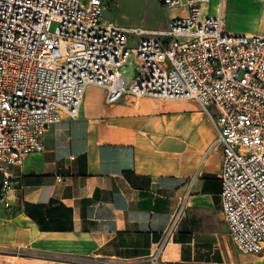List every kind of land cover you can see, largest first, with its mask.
<instances>
[{"label": "crops", "instance_id": "crops-1", "mask_svg": "<svg viewBox=\"0 0 264 264\" xmlns=\"http://www.w3.org/2000/svg\"><path fill=\"white\" fill-rule=\"evenodd\" d=\"M103 2V20L127 28L164 31L181 14L161 0ZM208 12H222L228 32L264 35V0H209ZM214 138L194 99L124 94L108 103L103 87L88 85L78 115L64 114L42 151L10 167L0 264H264V250H241L223 225ZM192 177L185 215L154 253Z\"/></svg>", "mask_w": 264, "mask_h": 264}, {"label": "built area", "instance_id": "built-area-1", "mask_svg": "<svg viewBox=\"0 0 264 264\" xmlns=\"http://www.w3.org/2000/svg\"><path fill=\"white\" fill-rule=\"evenodd\" d=\"M161 2L181 11L164 31L104 21L103 0H0V202L8 207L13 196L10 167L42 151L45 132L64 114L78 115L88 85L103 87L108 103L124 94L194 99L214 127L212 145L222 147L219 197L229 234L241 250L261 252L264 35L226 31L209 0ZM192 183L154 253L185 215Z\"/></svg>", "mask_w": 264, "mask_h": 264}, {"label": "rangeland", "instance_id": "rangeland-1", "mask_svg": "<svg viewBox=\"0 0 264 264\" xmlns=\"http://www.w3.org/2000/svg\"><path fill=\"white\" fill-rule=\"evenodd\" d=\"M55 27H56V23L53 22V23L51 24L50 29L53 30ZM131 56H132V55H131ZM130 58H132V57H130ZM121 69H125L124 75L128 76V75H130V73H131L132 67H131V65H129V64H125L124 66L121 67ZM223 225H224L225 227H228L225 223H224Z\"/></svg>", "mask_w": 264, "mask_h": 264}]
</instances>
